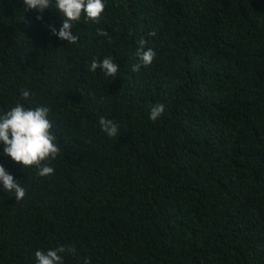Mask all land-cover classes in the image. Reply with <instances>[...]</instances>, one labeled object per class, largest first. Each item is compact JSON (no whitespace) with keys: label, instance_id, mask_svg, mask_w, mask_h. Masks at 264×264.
Returning <instances> with one entry per match:
<instances>
[{"label":"trees","instance_id":"16d2710c","mask_svg":"<svg viewBox=\"0 0 264 264\" xmlns=\"http://www.w3.org/2000/svg\"><path fill=\"white\" fill-rule=\"evenodd\" d=\"M104 3L69 44L51 34L54 6L0 0V116L49 107L61 148L41 177L0 143L26 191L17 201L0 182V264L58 247L64 264H264V0ZM141 39L157 55L133 73ZM106 57L115 80L90 70Z\"/></svg>","mask_w":264,"mask_h":264},{"label":"clouds","instance_id":"9594fccd","mask_svg":"<svg viewBox=\"0 0 264 264\" xmlns=\"http://www.w3.org/2000/svg\"><path fill=\"white\" fill-rule=\"evenodd\" d=\"M28 9L38 10L43 13L48 8L55 7L65 19L63 26L57 31L55 26L50 27L51 34L58 36L61 40H66L69 44H76L79 40L78 35L73 34L74 25L81 21L83 15L88 20L99 21L105 12L106 5L104 0H24ZM38 16L37 19H42ZM99 36L107 37L111 42V37L107 31L100 29ZM155 36V32L149 33ZM137 50L139 63H136L131 71L140 72L141 68H148L156 59V52L151 48H145L146 41L141 39ZM100 69L105 77L116 79L120 72L119 64L111 58H104L97 62L93 60L90 70L96 72ZM83 94V93H82ZM30 93L28 90H22V99L28 100ZM166 106L163 103H157L151 107L150 119L156 122L165 113ZM51 109L47 106H38L36 108L25 107L24 104L17 102L14 107L0 116V143L5 145L4 153L15 163L22 165L23 168H36L38 175L46 177L53 175L55 170L49 166L51 161L61 153L60 146L55 142L56 136L53 134V122L49 119ZM101 130L109 137L119 135L118 126L111 119L101 117L99 119ZM0 182L8 193H14L17 201L24 200L26 196L25 188L9 174L3 165H0ZM64 247L49 249L46 252L37 250L35 258L37 264H64L62 253H65ZM87 264V262H85Z\"/></svg>","mask_w":264,"mask_h":264}]
</instances>
